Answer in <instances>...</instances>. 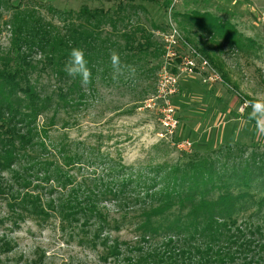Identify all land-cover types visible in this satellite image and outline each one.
I'll return each instance as SVG.
<instances>
[{"label": "rangeland", "instance_id": "374dc122", "mask_svg": "<svg viewBox=\"0 0 264 264\" xmlns=\"http://www.w3.org/2000/svg\"><path fill=\"white\" fill-rule=\"evenodd\" d=\"M172 4V0L135 2L138 11L129 10L128 22L147 31L157 28L153 40L159 44L171 20L187 45L178 47L179 54L187 56L190 49L210 64L220 77L212 86L202 85L198 77L181 79L191 80L193 96L205 97L199 109L217 114L216 122L185 124L182 107H175L179 126L171 140L163 137L156 112L145 109V102L154 94L161 59L153 60L155 70L148 74L149 79L132 85L109 81L114 75L107 77L106 84L98 75L94 91L84 90L85 102L74 112L54 107L43 110L29 124L39 134L26 149L31 158L17 157L10 168H0V264H207L198 255V243L184 240L186 236L142 235L137 225L141 212L151 204L145 193L161 190L152 182L158 169L195 155L220 158L218 152L226 144L239 145L235 149L242 148L244 156L264 153V137L256 134L255 122L248 120L251 109L245 107L246 101L264 96V66L256 63L264 65V0H177ZM117 6L113 0H5L0 8V58L11 50L9 23L16 7L35 12L45 23L61 28L65 13L82 8L108 11ZM39 59L38 55L31 58L34 62ZM131 67L138 78L139 68ZM128 71L116 78L129 77ZM35 73L29 78L31 85L42 96L51 95L55 82L47 74ZM174 103L180 106L177 98ZM210 103L217 106L210 107ZM234 116L240 119L236 142L202 146L207 135L228 128ZM22 126L17 124V129L23 131ZM183 141L191 144L189 151L177 149ZM193 141L201 146L195 149ZM62 147L70 157L77 154L76 164L65 166L59 153ZM33 161L57 165L62 178L57 182L53 168L45 176L32 166ZM109 164L123 168L121 175H112L117 180L130 174L147 178L140 190L129 189L128 205L109 198H95V204L87 200L91 192L96 193L97 185L108 183L105 172ZM26 201L29 206L24 209ZM240 220L238 225L247 217ZM251 239L256 248L246 251L235 245L222 253L223 258L228 254L234 259L219 264H264V239Z\"/></svg>", "mask_w": 264, "mask_h": 264}, {"label": "trees", "instance_id": "16d2710c", "mask_svg": "<svg viewBox=\"0 0 264 264\" xmlns=\"http://www.w3.org/2000/svg\"><path fill=\"white\" fill-rule=\"evenodd\" d=\"M113 1L118 4L114 10L82 8L77 13H65L61 16L64 18L61 28L45 23L35 12L16 7L9 23L11 50L0 58L1 169L10 168L17 157L31 158L26 149L33 146L32 138L39 134L36 129H30L29 124L40 112L52 107L74 112L85 102L84 90L94 91L98 75L101 74L102 81L107 80L105 83L109 84L107 77L114 75L110 62L113 50L120 55L122 66L139 68V77L128 71L129 77L121 75L109 81L128 86L149 79L148 74L155 70L151 67L153 60L163 56L161 43L153 40V33L158 29L154 27L147 31L136 22L132 25L128 22V15L129 10L138 11L133 6L135 2L157 4L164 0ZM3 2L5 0H0V8ZM72 47L82 48L85 52L92 72L91 81L86 86L79 77L71 78L63 71ZM33 55L39 56L38 62L31 60ZM209 62L214 65L212 60ZM215 68L219 70V67ZM126 69L124 67L122 73ZM40 72L55 82V91L51 95L42 96L41 91L31 85L30 76ZM17 124H22L25 129L19 131ZM40 146L43 148L42 143ZM238 146L226 144L218 152L220 158L215 154L207 157L195 155L185 162L158 169L152 182L157 190H161L145 193L151 204L139 216L137 226L142 235H184V240L198 243V255L207 264H219L224 259L231 262L234 256L226 254L223 258L222 253L235 245L246 251L256 248L258 245H254L251 238L264 239V153L253 152L244 156L242 148L235 149ZM59 153L64 156L65 166L77 163V154L70 157L64 147ZM32 163L34 168L44 171L45 176L53 168L55 173L52 176L57 182L62 178L59 177L63 172L57 165ZM121 173V166L109 164L105 172L108 183L97 185L96 193L91 192L87 200L94 203L95 198H109L128 205L131 202L129 189L140 190L147 178L138 174L118 180L112 177ZM22 206L29 205L26 201ZM245 217L247 221L238 225V220Z\"/></svg>", "mask_w": 264, "mask_h": 264}, {"label": "built area", "instance_id": "2783aa9c", "mask_svg": "<svg viewBox=\"0 0 264 264\" xmlns=\"http://www.w3.org/2000/svg\"><path fill=\"white\" fill-rule=\"evenodd\" d=\"M172 3L176 4L177 0H172ZM167 28V33H163L160 37L163 56L156 73L154 94L145 102V109L156 112L159 126L163 130V137L171 140L179 126L176 117L177 111L172 103L173 97L178 93L179 80L198 77L201 79L202 85L212 86L220 81V77L210 64L195 51L188 49L187 56L180 55L178 47L187 45L181 40L180 34L171 20H169ZM176 147L183 151H189L191 144L188 141H183Z\"/></svg>", "mask_w": 264, "mask_h": 264}, {"label": "crops", "instance_id": "0c3cea01", "mask_svg": "<svg viewBox=\"0 0 264 264\" xmlns=\"http://www.w3.org/2000/svg\"><path fill=\"white\" fill-rule=\"evenodd\" d=\"M181 80V81H180ZM179 80V86H178V93L173 97L172 99V103L175 106L174 103V99L177 98L178 99V103L180 104V106H178L176 104L175 107H182V109L180 110V114H184V118L183 121L185 124H189V123H195L196 126L201 125V121L202 124H206L208 126V124H214V122H216L217 120V114L213 113V111L210 110H204V109H199L200 104H203V101L205 99V97L201 96H193V86L191 85V80H187V79H180ZM193 99V104L191 105V101L192 98ZM214 103H210V107H216L217 105H213ZM193 105H195V107L197 108H193L191 109L190 107H193ZM188 107V109H187ZM178 114V112H177ZM191 115H195L192 118H194V120L191 118ZM182 118V117H179ZM197 118V119H195ZM191 119V120H188ZM179 121V119H178ZM240 119L238 116H234L233 119L231 120L232 123H229L224 125L227 127H223L220 130H216L213 133L207 135L205 137V139L202 141L203 145L202 146H206L208 145V147H212L213 145H220L222 143H232V142H236V140L238 139V134L236 132L239 131H235V128L237 126V122H239ZM238 127V126H237ZM198 128V127H196ZM196 128L194 129V131L196 130ZM237 134V135H236ZM201 145H199L198 143H196L195 141H193V147L195 149H198V147H200Z\"/></svg>", "mask_w": 264, "mask_h": 264}, {"label": "clouds", "instance_id": "9594fccd", "mask_svg": "<svg viewBox=\"0 0 264 264\" xmlns=\"http://www.w3.org/2000/svg\"><path fill=\"white\" fill-rule=\"evenodd\" d=\"M110 62L114 71V79L116 75L121 74L124 67L134 74L135 69L131 66H122L120 55L116 51L110 53ZM257 66L261 65L257 61ZM63 71L71 78L79 77L82 85H88L91 81L92 72L88 67V61L85 59V52L82 48L72 47L68 53V58L65 61ZM245 107H250L251 111L248 114V120L255 122V130L258 136L264 137V96L261 98L246 101Z\"/></svg>", "mask_w": 264, "mask_h": 264}]
</instances>
